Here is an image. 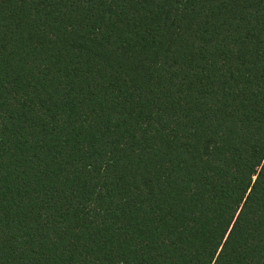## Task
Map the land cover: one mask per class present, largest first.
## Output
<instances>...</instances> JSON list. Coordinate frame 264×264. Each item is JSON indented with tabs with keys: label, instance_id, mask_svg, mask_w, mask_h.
<instances>
[{
	"label": "trees",
	"instance_id": "16d2710c",
	"mask_svg": "<svg viewBox=\"0 0 264 264\" xmlns=\"http://www.w3.org/2000/svg\"><path fill=\"white\" fill-rule=\"evenodd\" d=\"M0 264H264V0H0Z\"/></svg>",
	"mask_w": 264,
	"mask_h": 264
}]
</instances>
